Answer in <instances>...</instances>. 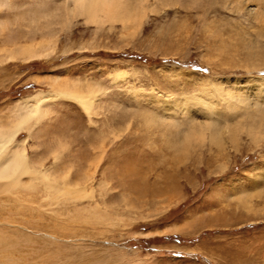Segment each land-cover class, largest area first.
Here are the masks:
<instances>
[{"label":"rangeland","instance_id":"1","mask_svg":"<svg viewBox=\"0 0 264 264\" xmlns=\"http://www.w3.org/2000/svg\"><path fill=\"white\" fill-rule=\"evenodd\" d=\"M122 1L0 0V130L95 97L17 134L57 192L0 188V264H264V0Z\"/></svg>","mask_w":264,"mask_h":264},{"label":"bare ground","instance_id":"2","mask_svg":"<svg viewBox=\"0 0 264 264\" xmlns=\"http://www.w3.org/2000/svg\"><path fill=\"white\" fill-rule=\"evenodd\" d=\"M72 3L73 7L70 11L71 16L75 14L84 16L87 23H92L97 27L106 23L113 24L116 21H120L125 25L131 23L130 21L133 22V20H136L137 18V16L134 17L135 12L131 13V10H129L131 14L129 15L128 13L125 16V3L122 0H72ZM258 6L259 5H257L253 11L256 18L263 23L264 8H262L263 6L261 5V8ZM249 14H251V12ZM143 18L144 16H142V19ZM49 96L55 98H69L75 101L86 114H90L93 110L95 97L80 95L74 92H54L49 93L48 95L39 92L34 97L32 96L30 99H25L23 104L25 103L26 105L31 102L32 105L25 106L23 112L18 115L19 120L16 127L12 130H0V183H2L0 184V186L2 185L0 188L6 189L12 186H19L21 184V178L28 176L30 181H34L35 185L36 183H44V188L48 191L57 190L55 189L56 186H52L53 184L50 183V180L45 173L38 172L36 169L34 170L30 167L29 161L25 155L24 143L21 141L22 144L15 143V138L19 131L29 125L30 120L33 119V117L40 115L42 104ZM232 96L233 95L230 94H221L220 97L230 103ZM236 101L240 103L241 99L237 98ZM207 109H209V106H207Z\"/></svg>","mask_w":264,"mask_h":264}]
</instances>
